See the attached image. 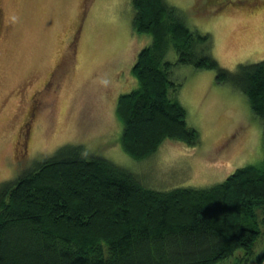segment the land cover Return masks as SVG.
I'll list each match as a JSON object with an SVG mask.
<instances>
[{
  "label": "rangeland",
  "instance_id": "rangeland-1",
  "mask_svg": "<svg viewBox=\"0 0 264 264\" xmlns=\"http://www.w3.org/2000/svg\"><path fill=\"white\" fill-rule=\"evenodd\" d=\"M163 1L192 32L208 36L207 54L223 69L263 62L264 0ZM131 2L0 0V184L14 180L18 165L35 166L68 144L106 158L157 191L212 187L264 159L261 124L246 98L218 84L215 71L175 64L171 47L165 59L175 64L172 79L181 83L174 97L200 141L187 148L167 140L139 161L122 152L116 102L133 88L129 71L141 47L151 43L133 36ZM62 55L72 57L59 67ZM41 90L34 108L38 102L31 97ZM32 109L22 156L20 127ZM248 256L238 249L218 264H264V237Z\"/></svg>",
  "mask_w": 264,
  "mask_h": 264
},
{
  "label": "trees",
  "instance_id": "trees-1",
  "mask_svg": "<svg viewBox=\"0 0 264 264\" xmlns=\"http://www.w3.org/2000/svg\"><path fill=\"white\" fill-rule=\"evenodd\" d=\"M131 8L133 36L151 43L129 71L133 88L116 102L122 152L139 161L167 140L199 143L174 97L175 64L215 71L218 84L246 98L264 140V60L229 72L207 54L208 36L163 0H132ZM170 47L175 64L165 59ZM16 168L14 180L0 184V264H218L238 249L250 256L264 237V159L212 187L168 191L81 145Z\"/></svg>",
  "mask_w": 264,
  "mask_h": 264
},
{
  "label": "flooded vegetation",
  "instance_id": "flooded-vegetation-1",
  "mask_svg": "<svg viewBox=\"0 0 264 264\" xmlns=\"http://www.w3.org/2000/svg\"><path fill=\"white\" fill-rule=\"evenodd\" d=\"M76 33V32H75ZM74 33V34H75ZM75 39H76V37L74 36V39L72 40V45H74L75 43ZM71 45V46H72ZM70 50H71V48H70ZM66 51V50H65ZM70 55H62V59L60 60V62H59V64L57 65V66H59L60 67V64L61 63H68V61H69V57ZM67 61V62H66ZM38 94H40V98H42L43 97V90H41V91H37V93H35V94H33V96L31 97V102H33V103H37L35 106H34V104H33V106H34V108L39 104V102L41 101H39L38 99H40L39 98V96H38ZM35 98H37V99H35ZM33 108V109H34ZM33 109L30 111V113H29V116H28V114H27V116L25 117V120H23V124L21 125V127H20V130H21V133L20 134H22V138H21V141H20V143H19V145H22L23 146V150L21 151V154H22V156H23V154H24V152L26 151V149H27V141H28V138H29V130H30V126H31V121H32V119H34V112L35 111H33ZM24 149H25V151H24Z\"/></svg>",
  "mask_w": 264,
  "mask_h": 264
},
{
  "label": "snow or ice",
  "instance_id": "snow-or-ice-1",
  "mask_svg": "<svg viewBox=\"0 0 264 264\" xmlns=\"http://www.w3.org/2000/svg\"><path fill=\"white\" fill-rule=\"evenodd\" d=\"M262 11H264V10H262Z\"/></svg>",
  "mask_w": 264,
  "mask_h": 264
}]
</instances>
